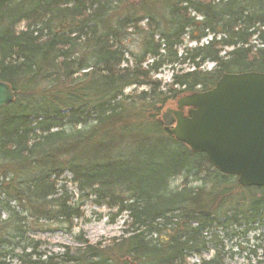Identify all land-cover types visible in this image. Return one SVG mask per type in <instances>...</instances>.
Listing matches in <instances>:
<instances>
[{"label":"trees","instance_id":"obj_1","mask_svg":"<svg viewBox=\"0 0 264 264\" xmlns=\"http://www.w3.org/2000/svg\"><path fill=\"white\" fill-rule=\"evenodd\" d=\"M251 71L264 73V0H0V81L14 92L0 109V264H226L213 230L232 226L264 243V189L239 187L160 122L180 97ZM89 198L125 217L123 235L41 260L25 230L70 229Z\"/></svg>","mask_w":264,"mask_h":264},{"label":"water","instance_id":"obj_2","mask_svg":"<svg viewBox=\"0 0 264 264\" xmlns=\"http://www.w3.org/2000/svg\"><path fill=\"white\" fill-rule=\"evenodd\" d=\"M14 100L0 81V109ZM186 108V113L183 109ZM164 131L243 188L264 187V74L222 75L214 87L181 97L161 116Z\"/></svg>","mask_w":264,"mask_h":264},{"label":"rangeland","instance_id":"obj_3","mask_svg":"<svg viewBox=\"0 0 264 264\" xmlns=\"http://www.w3.org/2000/svg\"><path fill=\"white\" fill-rule=\"evenodd\" d=\"M187 45V43L185 42ZM251 44L255 45V42ZM253 45V46H254ZM188 47H194V44L187 45ZM183 69L189 68L188 64L182 67ZM212 68V64L206 63L203 65L202 69L204 71H209ZM178 68H176L177 70ZM172 71L170 68L162 69L154 79L161 83L162 90L168 87L171 82ZM129 89L126 91V94H130ZM142 89H139L140 91ZM176 102H173L166 106V108H175ZM165 108H163V111ZM194 178V177H193ZM191 176L187 177L188 183H191L193 187H197L198 183L193 182ZM71 176L67 173L62 177V182L66 187V193L74 195L75 200L78 198V193L76 187L70 183ZM184 176L175 178L172 181V188L181 187L182 182H184ZM191 186V187H192ZM190 187V186H189ZM93 200L89 198V201H86L82 204L81 212L83 217L78 221H73L71 228L69 229L64 224L59 223H44L43 226H39L37 229L25 230V238L32 241L33 245H36L37 252L45 253V256L41 257V260H44L45 257L55 256L58 259L61 258L62 254L66 249L69 252L74 253L77 250L82 249L83 245L77 239H83L87 242V245L92 246H105L108 245L112 239H116L123 235L124 228V216L114 217L112 220V214H115V211H109L105 207H96L93 206ZM5 216H2L4 219ZM215 231L216 240L219 243L220 248L222 249L223 256L225 257L226 264H260V256L262 254L261 248L259 246H264V243L259 236V232L250 231L243 235V228H238L232 226L230 230L221 232L219 230ZM264 233V230H262ZM232 234V236H230ZM209 233L206 235V241L209 240ZM14 243V242H13ZM25 242L20 243L19 247H22ZM4 251H7L4 248ZM29 249L25 252L29 253ZM215 252L213 246H210L209 250L204 251L201 256L202 259H210ZM14 253H20V250L14 251ZM37 258H32L36 260ZM198 257L189 256L188 261L190 264L198 262ZM6 262L10 264H19L15 259L6 258Z\"/></svg>","mask_w":264,"mask_h":264}]
</instances>
